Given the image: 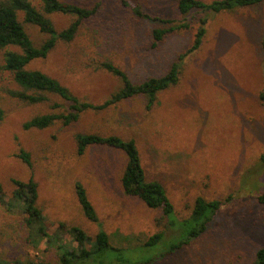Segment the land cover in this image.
Instances as JSON below:
<instances>
[{"label": "rangeland", "instance_id": "rangeland-1", "mask_svg": "<svg viewBox=\"0 0 264 264\" xmlns=\"http://www.w3.org/2000/svg\"><path fill=\"white\" fill-rule=\"evenodd\" d=\"M66 1L99 6L71 41H59L27 68L45 72L79 99L95 104L121 86L119 78L100 67L102 61H111L138 83L167 71L191 44L202 15L207 17L206 31L200 46L183 58L177 83L159 91L149 108L144 96L135 95L101 110H86L68 125L57 121L44 129L23 128V122L37 113L61 110L51 107L52 101L60 100L51 96L37 104L20 101L8 92L16 87L11 76L1 72L3 191L10 195L12 178L32 176L37 182L36 204L49 232L64 222L93 239L101 227L111 245L121 248L113 256L120 253L131 262H143L158 249L131 247L157 231L170 234L160 209L123 192V151L90 146L78 154L74 136L93 132L133 138L146 177L162 183L178 218L190 213L197 196L223 201L200 236L145 264H248L264 246V202L257 198L264 193V1L232 11L192 10L183 16L177 0H129L144 12L170 18V23L137 18L117 0ZM50 18L57 30L73 20L63 13ZM183 21L187 27L152 44V28ZM24 27L35 44L46 38L36 25ZM20 149L29 154L30 166L18 157ZM75 181L84 186L100 226L83 214ZM0 260L57 264L46 243H30L22 213L2 204Z\"/></svg>", "mask_w": 264, "mask_h": 264}, {"label": "trees", "instance_id": "trees-1", "mask_svg": "<svg viewBox=\"0 0 264 264\" xmlns=\"http://www.w3.org/2000/svg\"><path fill=\"white\" fill-rule=\"evenodd\" d=\"M122 6L128 7L134 16L140 19L159 20L170 23V18H161L141 10L138 5L130 4L129 0H117ZM264 0H177L178 12L185 16L192 10L202 12L232 11L238 7H248L259 4ZM99 6L79 5L66 0H0V73L8 72L16 87L8 89L16 99L37 104L46 102L55 96L60 101H52L51 107L60 108L59 111H45L31 116L23 122L25 129H44L60 121L71 124L86 110H101L115 103L135 95H142L146 99V107L155 103L157 93L177 83L179 69L183 58L196 50L205 34L206 15L198 18V25L193 34L191 44L178 54L161 76H151L134 83L127 73L109 60L100 63V67L119 78L121 86L112 92L101 103L81 100L68 87L45 72L27 68L34 59L44 58L59 41H71L78 32L81 23L95 14ZM22 14V20L19 14ZM63 13L73 16V20L61 30L54 27L50 15ZM24 23L34 24L46 35L39 44H35L25 30ZM187 22L174 23L168 27H154L151 29L152 44L156 45L167 33L178 28L187 27ZM264 97V94H261ZM1 116V110H0ZM76 151L82 154L90 146H109L124 152L126 161L120 175V184L127 195L138 197L146 206L159 208L170 234L165 236L163 231H157L139 246L131 248H152L158 251L143 262H131L120 253L113 256V251L120 247L111 245L108 234L100 227L92 239L83 229L76 225L66 226L59 222L55 231L49 232L45 216L37 206V182L32 176L26 180L12 178L14 188L7 195L0 183V204L6 209L20 211L27 230V237L33 246L41 242L54 250L57 264H145L153 260L156 255H165L187 244L200 236L212 220L216 212L222 207L220 199H206L197 196L190 213L182 218L175 214L162 183L157 179H148L142 166L138 148L133 138L124 139L118 135H102L93 132L75 133ZM18 157L28 166L31 165L29 154L19 150ZM75 194L85 217L100 226L97 213L86 190L80 181H75ZM258 200L264 202V193L258 195ZM64 233L69 235L65 239ZM64 237V239H63ZM0 264H32L19 260H0ZM39 264H52L48 261ZM248 264H264V246L256 249L253 259Z\"/></svg>", "mask_w": 264, "mask_h": 264}]
</instances>
